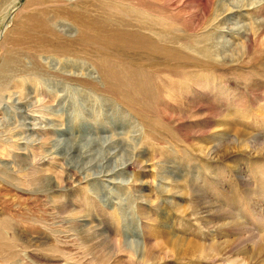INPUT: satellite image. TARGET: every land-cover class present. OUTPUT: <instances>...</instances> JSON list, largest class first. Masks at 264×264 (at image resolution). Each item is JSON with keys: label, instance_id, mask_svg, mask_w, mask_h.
Returning a JSON list of instances; mask_svg holds the SVG:
<instances>
[{"label": "rangeland", "instance_id": "rangeland-1", "mask_svg": "<svg viewBox=\"0 0 264 264\" xmlns=\"http://www.w3.org/2000/svg\"><path fill=\"white\" fill-rule=\"evenodd\" d=\"M102 139L113 184L52 154ZM1 224L0 264H264V0H0Z\"/></svg>", "mask_w": 264, "mask_h": 264}, {"label": "bare ground", "instance_id": "bare-ground-1", "mask_svg": "<svg viewBox=\"0 0 264 264\" xmlns=\"http://www.w3.org/2000/svg\"><path fill=\"white\" fill-rule=\"evenodd\" d=\"M120 1V0H119ZM122 1V0H121ZM12 2H14V1H12ZM12 2H10L9 3V5H8V7L11 5V3ZM115 2V1H114ZM136 2V1H135ZM79 3V2H78ZM120 3L122 4V2H119V4L118 5H120ZM97 4V3H96ZM103 4H104V2H103ZM107 5H108V3H106ZM110 4V3H109ZM113 4V3H112ZM112 4H110V5H112ZM113 5H115V3L113 4ZM122 6V5H121ZM120 6V7H121ZM74 7H76V6H74ZM80 7V6H79ZM94 7V6H93ZM108 7V6H107ZM118 7V6H117ZM119 7V8H120ZM123 7V6H122ZM121 7V8H122ZM99 8V7H98ZM73 9V8H72ZM86 9V8H85ZM92 9V8H91ZM109 9V8H108ZM250 9V8H249ZM112 10V9H111ZM121 10V9H120ZM245 10H248V9H245ZM72 11H75V10H72ZM71 11V12H72ZM116 11V10H115ZM127 11V10H126ZM236 11L237 10H232L231 12L232 13H236ZM79 12V11H78ZM81 12V11H80ZM83 12H85V11H83ZM98 12V11H97ZM122 12V11H121ZM125 12V11H124ZM100 13V12H99ZM114 13H116V12H114ZM119 13V12H118ZM123 13V12H122ZM107 14H108V12H107ZM128 14V13H127ZM83 15V14H82ZM109 15V14H108ZM117 15V14H116ZM121 15H124V14H121ZM101 16V15H100ZM105 16V15H104ZM99 17V16H98ZM97 17V18H98ZM73 18H74V16H73ZM95 18V17H94ZM102 18V17H101ZM105 18V17H104ZM110 18V17H109ZM99 19H100V17H99ZM111 19V18H110ZM118 19H121V18H118ZM123 20H124V18H122ZM126 19V18H125ZM102 20V19H101ZM108 20V19H107ZM111 22H112V20H111ZM116 22V21H115ZM120 22V21H119ZM58 23H59V21H58ZM73 23H75V22H73ZM72 23V24H73ZM77 23V22H76ZM131 23V22H130ZM137 24V23H136ZM141 24V23H140ZM59 25V24H58ZM71 25V24H70ZM114 25H115V23H114ZM123 25V24H122ZM129 26H131V24H128ZM139 25V24H138ZM76 26V25H75ZM125 26H127V25H125ZM146 25H142L141 26V28H144ZM117 27V26H116ZM139 28H140V26H139ZM146 28V27H145ZM129 29H133V28H129ZM146 29H148V30H150L151 31V26H148ZM65 30H67V29H65ZM121 30H123V29H121ZM142 30V29H141ZM134 31V30H133ZM139 31V30H138ZM137 32V31H136ZM109 34V33H108ZM142 34H144V33H142ZM148 34H146V36H147ZM143 36H145V35H143ZM144 38V37H143ZM139 39V38H138ZM144 40V39H143ZM140 41V40H139ZM152 41V40H151ZM73 74V73H72ZM66 77V76H65ZM68 77V79H70V81H72V82H80V83H83V77L82 76H75V74L74 75H70V76H67ZM66 77V78H67ZM210 115H211V113H210ZM212 116V115H211ZM236 138V137H235ZM67 141V140H66ZM77 141V143H79L78 142V140H76ZM102 141H103V139H102ZM239 141V140H238ZM76 142L75 143H73L72 142V140H71V142H67V143H63V142H58L57 143V145H55V146H53L54 148V150L52 149V154H54L55 156H58L60 153V151H64V153L67 155L66 157H70L71 155H74V153H75V155L76 156H74V158H76V160L77 161H73L74 163L72 164V165H70V168H74L75 170H76V172H75V174L76 175H82L85 171H87L88 170V168H92V167H94V166H96V169L98 168V170H97V172L96 173H94V174H88V175H86L85 176V179H87L88 181L89 180H100V179H102V178H104V179H106V182H109V183H111V184H113L112 183V181H110V179L111 178H113L114 176H116L117 175V173L119 172V170H121L120 168H119V166L118 165H114L113 167H111L110 166V164H109V162H110V160H111V158H112V156L110 155V154H107V155H105V156H102L101 158H100V160H98V161H87V160H85V161H87V162H89V163H87L88 165H85V166H83L82 167V165L80 164V162L82 163V161L84 160V159H86V158H89L90 156H92L93 155V150H92V146L93 145H95V144H98V143H100L103 147H102V149H104V151H106V147H107V145H108V142L106 143V142H101V140H99L98 142H95V141H87L86 143H85V145H78ZM105 145V146H104ZM92 152V154H90ZM100 153V152H99ZM102 153H103V151H102ZM107 153V152H106ZM102 155V154H101ZM49 156H52L51 155V153L49 154ZM48 156V157H49ZM63 156V155H62ZM65 157V156H64ZM65 157V158H66ZM93 157V156H92ZM94 158H97V157H94ZM67 159V158H66ZM73 159V157L71 156V160ZM67 160H69V159H67ZM97 160V159H96ZM123 163H125V162H123ZM80 164V165H79ZM115 164V163H114ZM68 165V164H67ZM69 167V166H68ZM72 168V169H73ZM93 169V168H92ZM90 171V170H89ZM73 172V173H74ZM76 175L74 176L75 178H76ZM73 178V177H72ZM108 179V180H107ZM75 180V179H74ZM83 180V179H82ZM82 182V181H81ZM5 224V223H4ZM0 226H3V224H1ZM169 241H171V240H169ZM176 241H178V240H176ZM166 242H168V240H166ZM178 244V243H177ZM175 245V244H174ZM191 244H189L188 243V246L189 247H193V245L192 246H190ZM144 246H146V244L144 245ZM176 246V245H175ZM195 246V245H194ZM197 246V245H196ZM187 249H188V247H186ZM199 249H201L200 247H198ZM193 250H195V249H193ZM198 250V249H197ZM184 251V250H183ZM186 251V250H185ZM196 253V252H195ZM188 254H189V252H188ZM192 254V253H191Z\"/></svg>", "mask_w": 264, "mask_h": 264}]
</instances>
